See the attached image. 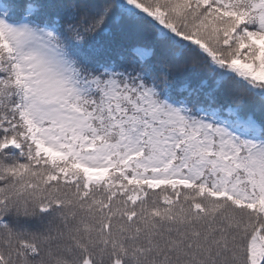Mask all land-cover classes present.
Listing matches in <instances>:
<instances>
[{"label": "snow or ice", "instance_id": "obj_1", "mask_svg": "<svg viewBox=\"0 0 264 264\" xmlns=\"http://www.w3.org/2000/svg\"><path fill=\"white\" fill-rule=\"evenodd\" d=\"M0 264H264V0H0Z\"/></svg>", "mask_w": 264, "mask_h": 264}]
</instances>
